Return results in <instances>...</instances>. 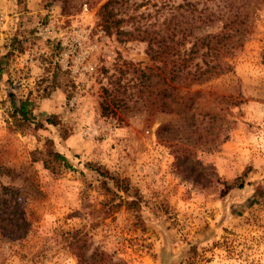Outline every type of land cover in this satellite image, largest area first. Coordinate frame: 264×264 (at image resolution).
I'll return each mask as SVG.
<instances>
[{
    "label": "rangeland",
    "instance_id": "374dc122",
    "mask_svg": "<svg viewBox=\"0 0 264 264\" xmlns=\"http://www.w3.org/2000/svg\"><path fill=\"white\" fill-rule=\"evenodd\" d=\"M104 1L63 11L62 0H0V33H14L7 54L24 56L15 74L39 76L29 93L0 90V264H79V239L108 264H264V0L250 6L233 68L193 86L197 111L186 113L159 111L144 86L138 93L137 69L153 65L146 45L102 31ZM154 2L130 0L125 28L163 22L169 13ZM51 20L57 38L37 35ZM73 42L72 64L86 68L76 74L60 62ZM103 88L125 106L102 114ZM11 100H30V113ZM171 144L193 148L197 173L176 168Z\"/></svg>",
    "mask_w": 264,
    "mask_h": 264
},
{
    "label": "trees",
    "instance_id": "16d2710c",
    "mask_svg": "<svg viewBox=\"0 0 264 264\" xmlns=\"http://www.w3.org/2000/svg\"><path fill=\"white\" fill-rule=\"evenodd\" d=\"M71 1L73 0H62L63 11L67 10ZM129 1L105 0L100 4L97 11L98 26L106 35H115L120 42L145 43V52L153 65L145 69H137L140 87L138 93L142 94L146 89L151 91L159 111L176 113L197 111L200 90L191 88L227 73L233 68L229 57L234 48L242 42L250 18L249 9L255 0H228L223 6L217 4L216 8L205 3L199 8V2L189 0H182L178 4L170 0H156L152 4L155 13H163L164 10L169 13L168 17H164L163 22L152 25L136 23L125 28V23L135 18V15L125 18L126 9L131 5ZM213 23H217L219 28L200 32ZM262 55L264 56V52ZM142 86L146 89L142 90ZM115 92L117 91L103 88L104 97L100 102L102 114L113 108L119 109L125 106V101ZM30 104L25 100L17 107L12 100L14 110L19 112L22 118L30 113L28 109ZM204 115L209 114L204 113ZM22 118L19 121H22ZM171 146L176 168L178 170L182 168L190 177L197 173L196 164L192 161L195 157L193 148L179 144H171ZM56 158L65 165L68 164L62 154H56ZM38 160L41 159L32 158L33 162ZM42 163L44 168H52L49 160H42ZM112 179L117 190L123 188L121 183L124 180L114 177ZM13 214L18 225L26 232L28 223L25 218L17 210L13 211ZM76 248L79 264H108L109 258L102 250L94 249L90 256H86L87 245L84 239L77 240Z\"/></svg>",
    "mask_w": 264,
    "mask_h": 264
},
{
    "label": "crops",
    "instance_id": "0c3cea01",
    "mask_svg": "<svg viewBox=\"0 0 264 264\" xmlns=\"http://www.w3.org/2000/svg\"><path fill=\"white\" fill-rule=\"evenodd\" d=\"M12 27L13 26H11L10 28ZM13 35L14 33L11 30L4 32V33H0V87H2L0 88V90L4 91L5 89H7V91H13V92L16 91L17 93H20L24 89L29 93L30 91H32L31 90L32 82L34 81L36 77L38 79L39 76L35 75L36 73L34 74V72L28 73L27 78L20 77L21 76L20 73L19 75L15 74L14 70H18V67L22 65L25 61H24L23 55L20 58L13 59V57L10 54H7V52L10 51V49H12L11 41L13 40L11 36ZM34 64L35 62H33V65ZM48 74L50 73H47V75ZM11 78H17V80L15 81V84H16L15 90L13 89V86H11V83H10ZM28 101L32 103L30 100ZM11 103H12V100H11ZM14 103L16 104L15 101Z\"/></svg>",
    "mask_w": 264,
    "mask_h": 264
},
{
    "label": "built area",
    "instance_id": "2783aa9c",
    "mask_svg": "<svg viewBox=\"0 0 264 264\" xmlns=\"http://www.w3.org/2000/svg\"><path fill=\"white\" fill-rule=\"evenodd\" d=\"M2 21V16L0 15V24ZM55 21L51 20L48 24L40 25L37 28V35L46 37L48 39H55L57 38V31L54 27ZM77 45L75 42L69 43L67 45V50L63 54V56L60 59V62L64 63V67L69 69L72 74H76L79 72L80 69H86L85 67H80L78 64H81L82 62L72 64V60L70 59L71 55L75 52ZM89 69H92L91 67H88Z\"/></svg>",
    "mask_w": 264,
    "mask_h": 264
}]
</instances>
